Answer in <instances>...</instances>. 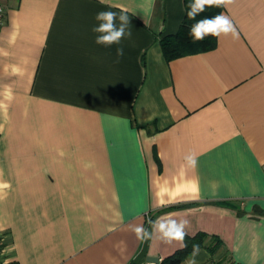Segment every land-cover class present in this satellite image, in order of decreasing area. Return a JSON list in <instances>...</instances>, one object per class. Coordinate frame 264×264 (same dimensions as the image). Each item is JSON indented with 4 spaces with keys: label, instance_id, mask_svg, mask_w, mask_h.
<instances>
[{
    "label": "crops",
    "instance_id": "obj_1",
    "mask_svg": "<svg viewBox=\"0 0 264 264\" xmlns=\"http://www.w3.org/2000/svg\"><path fill=\"white\" fill-rule=\"evenodd\" d=\"M1 2L2 264H166L198 233L176 264H264V0L172 59L185 0ZM122 10L131 37L96 44V14ZM168 219L183 241L153 231Z\"/></svg>",
    "mask_w": 264,
    "mask_h": 264
},
{
    "label": "clouds",
    "instance_id": "obj_2",
    "mask_svg": "<svg viewBox=\"0 0 264 264\" xmlns=\"http://www.w3.org/2000/svg\"><path fill=\"white\" fill-rule=\"evenodd\" d=\"M103 2L104 0H101V3ZM234 2L235 0H191V3L188 5L187 17L195 21L189 28V35L193 41H202L209 35L217 38L221 36H231L233 39L238 38V32L233 21L223 12L213 17H204L196 20V17L206 11L207 8L227 7ZM95 19L98 21V24L93 27L92 31L98 34L95 38V43L98 45L106 47L120 45L126 36L131 37L132 35L131 31L128 30L130 20L123 10L119 14L116 11H100L96 14ZM123 55V47H117V59ZM189 162L194 165V158L190 157ZM186 225L187 221L185 220L177 222L174 219H168L166 221L157 220L153 222L152 228L153 231L159 232L162 237L169 241L172 239L183 241L186 235L184 231ZM134 231L138 237L141 234L147 235L142 227H136ZM198 250V246L194 245L193 257L198 253ZM189 264H196L195 259L191 260Z\"/></svg>",
    "mask_w": 264,
    "mask_h": 264
},
{
    "label": "trees",
    "instance_id": "obj_3",
    "mask_svg": "<svg viewBox=\"0 0 264 264\" xmlns=\"http://www.w3.org/2000/svg\"><path fill=\"white\" fill-rule=\"evenodd\" d=\"M190 3L191 0H185L186 14L178 31L173 34L165 35L161 39L162 49L168 59H172L184 54L206 51L214 48L217 45V37L209 35L206 36L202 41L194 42L189 35V28L193 23H195L194 20H190L187 17V12L189 10L188 5ZM221 11L222 7L207 8L206 11L196 17V20L202 19L204 17H213L221 13ZM205 239L206 236L202 233H198L192 238H187L186 246L166 258V264H176L182 261L186 256L193 252L194 245H197L198 248L202 245L204 246ZM217 245L218 240L214 239L211 240L207 247L210 248L211 251H213L217 248Z\"/></svg>",
    "mask_w": 264,
    "mask_h": 264
},
{
    "label": "built area",
    "instance_id": "obj_4",
    "mask_svg": "<svg viewBox=\"0 0 264 264\" xmlns=\"http://www.w3.org/2000/svg\"><path fill=\"white\" fill-rule=\"evenodd\" d=\"M6 7L0 0V30L5 26L6 24ZM2 230L0 229V264H2V255H3V249H2Z\"/></svg>",
    "mask_w": 264,
    "mask_h": 264
},
{
    "label": "water",
    "instance_id": "obj_5",
    "mask_svg": "<svg viewBox=\"0 0 264 264\" xmlns=\"http://www.w3.org/2000/svg\"><path fill=\"white\" fill-rule=\"evenodd\" d=\"M149 261H153V262H159V258L158 257H148Z\"/></svg>",
    "mask_w": 264,
    "mask_h": 264
}]
</instances>
